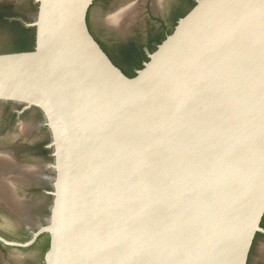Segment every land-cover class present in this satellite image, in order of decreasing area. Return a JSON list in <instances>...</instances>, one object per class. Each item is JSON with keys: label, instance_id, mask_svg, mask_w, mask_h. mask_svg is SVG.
Wrapping results in <instances>:
<instances>
[{"label": "water", "instance_id": "obj_1", "mask_svg": "<svg viewBox=\"0 0 264 264\" xmlns=\"http://www.w3.org/2000/svg\"><path fill=\"white\" fill-rule=\"evenodd\" d=\"M0 52V101L53 147L43 264H245L264 211V0H195L133 74L90 32L93 0H34ZM130 5L105 16L106 22Z\"/></svg>", "mask_w": 264, "mask_h": 264}, {"label": "flooded vegetation", "instance_id": "obj_2", "mask_svg": "<svg viewBox=\"0 0 264 264\" xmlns=\"http://www.w3.org/2000/svg\"><path fill=\"white\" fill-rule=\"evenodd\" d=\"M194 3L195 0H93L87 13L98 4L103 15L99 13L92 21L87 19V24L111 60L117 61L114 63L124 73L128 74L125 68L134 73ZM126 5L132 10L127 16L118 23L106 22L108 13ZM35 9L34 0H0V33L32 28L25 23L33 19ZM23 122L27 125L25 130L20 128ZM50 142V133L39 109L0 101V160L5 164L10 160L14 171L26 170L22 177L0 172V226L4 229L0 230V264H43L48 233H39L26 245H11L4 240L27 241L49 216L55 175ZM259 226L263 230L254 233L245 264H264V258L255 259L252 255L255 247L260 249L264 244V211Z\"/></svg>", "mask_w": 264, "mask_h": 264}, {"label": "rangeland", "instance_id": "obj_3", "mask_svg": "<svg viewBox=\"0 0 264 264\" xmlns=\"http://www.w3.org/2000/svg\"><path fill=\"white\" fill-rule=\"evenodd\" d=\"M101 11H102V9L100 10V6L98 4H95L93 7L90 8V10L88 12V20L92 21L94 19V17L96 15H98L99 13L102 16L103 12H101ZM144 20L145 19H143V21ZM143 21L141 22V24L145 23ZM144 26H145V24H144ZM2 31L4 33H0V49L1 50L12 45L21 36L20 32L16 31V30L12 31L9 29L8 31H5V30H2ZM0 230H4V229L0 226ZM252 255L255 259L264 258V244L262 245V247L260 249L255 247Z\"/></svg>", "mask_w": 264, "mask_h": 264}, {"label": "trees", "instance_id": "obj_4", "mask_svg": "<svg viewBox=\"0 0 264 264\" xmlns=\"http://www.w3.org/2000/svg\"><path fill=\"white\" fill-rule=\"evenodd\" d=\"M181 13H183V12H181ZM87 19H88V13L86 14V22H87ZM87 26H88V24H87ZM19 32H20L21 36L18 38V40L16 42H14L12 45H10L9 47L2 49L0 52L27 50V49H30L32 47V45H33L32 44L33 43L32 42L33 29L32 28H29V29L28 28H21V29H19ZM108 53H110L109 50H108ZM114 62L117 63V61H114ZM125 70H127L128 74H133V72H131L127 68H125Z\"/></svg>", "mask_w": 264, "mask_h": 264}, {"label": "bare ground", "instance_id": "obj_5", "mask_svg": "<svg viewBox=\"0 0 264 264\" xmlns=\"http://www.w3.org/2000/svg\"><path fill=\"white\" fill-rule=\"evenodd\" d=\"M152 5H153V3H152ZM155 7V6H154ZM130 11H132V10H130ZM130 11H129V9L126 11H124L123 13H122V16L120 17V13L118 14V13H116L113 17H111L110 19H108V21L109 22H112V23H118V21L125 15V16H127L129 13H130ZM126 21V20H125ZM122 22V21H121ZM125 23V22H124ZM26 123L25 122H23V123H21L20 124V128L22 129V130H25L26 129ZM3 155V154H2ZM2 162H4V160H0V172L3 170V171H6V172H8V174H10V176H12V177H14V176H16V177H22V175H23V172L24 171H26L24 168H21V169H19L18 171H14L13 169H14V165L10 162V160H6L5 162H6V164L5 163H2ZM30 169V168H29ZM29 171V170H28ZM5 173V172H4ZM3 173V174H4ZM2 174V173H1ZM2 174V175H3ZM20 174V175H19ZM7 175V174H6ZM5 175V176H6ZM1 176V175H0ZM5 179V178H4ZM7 179V178H6ZM6 179H5V181H6ZM10 180V179H9ZM3 181V180H2ZM8 181V180H7ZM12 181H14V180H12ZM8 185H9V183H7ZM8 187V186H7ZM3 190H4V188H3ZM2 190V191H3ZM5 190H7V192H9L8 190H9V188H7V189H5ZM1 193V192H0ZM4 193H6V192H4ZM3 198V197H2ZM8 198V197H7ZM11 198V197H10ZM18 204V203H17ZM17 211V210H16Z\"/></svg>", "mask_w": 264, "mask_h": 264}]
</instances>
